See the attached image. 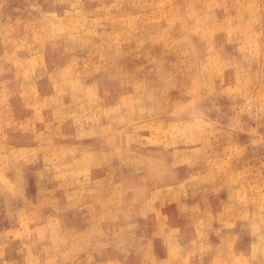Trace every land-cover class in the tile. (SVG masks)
Segmentation results:
<instances>
[{
    "label": "clouds",
    "instance_id": "clouds-1",
    "mask_svg": "<svg viewBox=\"0 0 264 264\" xmlns=\"http://www.w3.org/2000/svg\"><path fill=\"white\" fill-rule=\"evenodd\" d=\"M0 264H264V0H0Z\"/></svg>",
    "mask_w": 264,
    "mask_h": 264
},
{
    "label": "rangeland",
    "instance_id": "rangeland-1",
    "mask_svg": "<svg viewBox=\"0 0 264 264\" xmlns=\"http://www.w3.org/2000/svg\"><path fill=\"white\" fill-rule=\"evenodd\" d=\"M162 41V42H161ZM160 41V43L162 44V45H165L164 46V48H165V50L167 51V50H169L167 47H168V42H167V40H161ZM165 43V44H164ZM45 55V56H44ZM41 57V58H40ZM41 63H43V64H45V65H47L48 64V52H47V49H45V52H44V54L43 55H41V56H39L38 58H36L35 60H34V65L37 67V68H39V65L41 64ZM11 66V65H10ZM13 70H14V72L15 71H26L25 69H16L14 66H13ZM68 72H69V75H71L72 74V69H68ZM9 75H11V73L9 74Z\"/></svg>",
    "mask_w": 264,
    "mask_h": 264
},
{
    "label": "bare ground",
    "instance_id": "bare-ground-1",
    "mask_svg": "<svg viewBox=\"0 0 264 264\" xmlns=\"http://www.w3.org/2000/svg\"><path fill=\"white\" fill-rule=\"evenodd\" d=\"M161 42H162V41H161ZM164 44H165V43H164ZM165 45H166V44H165ZM165 45H164V46H165ZM167 48H168V47H167ZM44 56H45V55H44ZM40 58H41V57H40ZM13 71H14V70H13Z\"/></svg>",
    "mask_w": 264,
    "mask_h": 264
}]
</instances>
